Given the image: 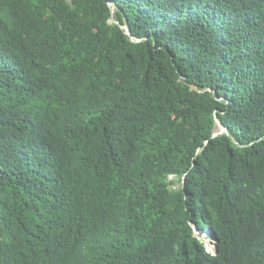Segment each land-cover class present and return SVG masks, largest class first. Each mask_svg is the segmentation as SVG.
Here are the masks:
<instances>
[{
    "label": "trees",
    "instance_id": "obj_1",
    "mask_svg": "<svg viewBox=\"0 0 264 264\" xmlns=\"http://www.w3.org/2000/svg\"><path fill=\"white\" fill-rule=\"evenodd\" d=\"M0 264H264V0H0Z\"/></svg>",
    "mask_w": 264,
    "mask_h": 264
},
{
    "label": "rangeland",
    "instance_id": "obj_2",
    "mask_svg": "<svg viewBox=\"0 0 264 264\" xmlns=\"http://www.w3.org/2000/svg\"><path fill=\"white\" fill-rule=\"evenodd\" d=\"M216 134H220L222 133L224 130L218 125L216 128ZM170 180L174 181V184L171 186L172 189H177L180 187V182L177 178H170ZM199 239L203 242V244L205 245L206 249L209 252H213L214 250V245H213V241L211 239H207L204 235L203 236H198Z\"/></svg>",
    "mask_w": 264,
    "mask_h": 264
},
{
    "label": "built area",
    "instance_id": "obj_3",
    "mask_svg": "<svg viewBox=\"0 0 264 264\" xmlns=\"http://www.w3.org/2000/svg\"><path fill=\"white\" fill-rule=\"evenodd\" d=\"M170 178H174L173 176H171Z\"/></svg>",
    "mask_w": 264,
    "mask_h": 264
},
{
    "label": "water",
    "instance_id": "obj_4",
    "mask_svg": "<svg viewBox=\"0 0 264 264\" xmlns=\"http://www.w3.org/2000/svg\"><path fill=\"white\" fill-rule=\"evenodd\" d=\"M214 253H216V250H214Z\"/></svg>",
    "mask_w": 264,
    "mask_h": 264
},
{
    "label": "bare ground",
    "instance_id": "obj_5",
    "mask_svg": "<svg viewBox=\"0 0 264 264\" xmlns=\"http://www.w3.org/2000/svg\"><path fill=\"white\" fill-rule=\"evenodd\" d=\"M214 251V250H213Z\"/></svg>",
    "mask_w": 264,
    "mask_h": 264
}]
</instances>
